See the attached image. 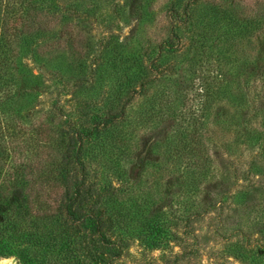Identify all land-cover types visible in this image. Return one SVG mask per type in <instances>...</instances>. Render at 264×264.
<instances>
[{
  "label": "trees",
  "instance_id": "16d2710c",
  "mask_svg": "<svg viewBox=\"0 0 264 264\" xmlns=\"http://www.w3.org/2000/svg\"><path fill=\"white\" fill-rule=\"evenodd\" d=\"M111 1L0 0V179H9L14 186L8 195L0 191V240L26 237L38 250L35 256L46 257V250H56L65 260L74 261L77 255L93 264L118 257L133 238L152 248L164 240L168 227L155 198L140 200L128 195L130 199H125L132 189V179L125 167L131 151L127 107L155 80L157 73L164 76L191 57L188 73L193 88L187 92L191 95L194 91L203 112L210 110L219 93L244 106V92L234 95L230 90L231 83L241 78L240 88L246 91L250 87L256 90L260 83L257 92L264 99V4L256 12L252 8L247 13L245 6L236 0H170L168 35L160 42L135 44L130 36L120 41L112 33L107 40L100 38L94 43L88 29L77 25L89 26L102 7L106 6L113 14L120 12L121 18L126 15L125 18L142 20L148 13V0H122L119 8L117 1ZM199 5L204 15L200 28L198 19L193 17ZM205 19L219 35L217 45L213 33L205 28ZM79 30L88 33L76 39ZM245 38L246 48L240 43ZM215 57L216 68L211 63ZM27 59L39 67L51 65L52 70L63 76L68 74L67 78H72L79 87L73 94L75 111L65 113L57 100L52 105V119H59L58 133L62 137V155L55 168L63 186L52 213L32 209L34 205L25 192L30 164L16 161L11 165L14 154L5 145L8 139L21 133L23 126L15 116H20L32 101L41 83L40 75L26 64ZM157 102L156 98L149 101L142 114L147 115L142 126L154 122L156 116L151 115H157L161 105ZM259 105L254 115L264 114V104ZM190 118V125L194 126L192 130L186 127L177 130L178 141L172 155L189 147L199 154L195 142L198 143V133L206 126L208 117L198 123L192 122L193 116ZM244 121L247 119L242 118L237 124L244 126L240 143L252 146L250 167L261 169L264 146L255 152L254 144L264 142V121L262 130L252 134L246 130L249 124ZM146 162L154 163L143 159L141 168ZM223 171L235 179L229 176L230 182L224 183L236 188L233 191L236 203L242 208L255 207L246 221L251 232L245 233L243 225H237L241 239L245 236L246 240L236 241L233 254L236 258L248 255V264H264V198L258 195L264 193V181L239 183L240 178H249L233 172L232 163H226ZM118 180L121 184L116 185ZM221 182L216 187L223 192L216 193L218 198L209 207L225 205L229 189ZM189 185L187 190L193 193L199 188L196 184ZM100 255L104 259L99 260L103 258Z\"/></svg>",
  "mask_w": 264,
  "mask_h": 264
},
{
  "label": "rangeland",
  "instance_id": "374dc122",
  "mask_svg": "<svg viewBox=\"0 0 264 264\" xmlns=\"http://www.w3.org/2000/svg\"><path fill=\"white\" fill-rule=\"evenodd\" d=\"M115 1L119 8L122 0ZM236 1L245 6L247 13L252 8L251 11L256 12L255 9L263 7L261 4H264V0ZM170 4V0H148L146 4L148 13L142 20L134 17L125 18L126 15L121 18L120 12L110 13L104 6L93 16L94 18H91L92 25L84 26L78 23L77 27L81 25L88 29L94 43L100 38L107 40L114 33L120 41L130 36V40L135 44H153L168 35ZM202 15L203 7L199 5L193 14V17L198 19L199 28L203 25ZM205 28L213 33L212 39L217 45L216 38H219V35L213 31L207 19ZM78 32L75 34L76 39L84 38L88 33L82 30ZM240 43L246 48V38ZM216 61V57L211 61L214 68ZM25 62L40 75L41 83L32 101L23 109L20 116H15V120L23 126L21 133L16 134L13 139H8L5 145L7 150L11 149L14 154V159L10 161L11 165L16 161L30 164L28 171H31L25 192L31 205H34L32 209L35 211L38 209L43 214L52 213L56 210L55 201L63 190L62 181L58 179V170L55 168L62 155V137L58 133L59 119H52V105L57 100L65 113L75 111L76 102L73 94L79 87L73 84L72 78H67L68 74L65 73L63 76L62 73L52 70L50 64L48 67H39L32 59ZM192 62V58L189 57L180 63L176 70L168 71L170 73L164 76L157 73L155 80L149 82L127 107L131 121L127 128L131 151L125 167L132 179L130 185L132 189L125 195V199H130L128 195L138 197L140 200L148 196L154 197L155 205L168 227V233L156 248L148 247L137 238H133L118 257L109 262L98 261L93 264L249 263L248 255L236 258L233 253L236 241L241 239L240 233L236 230L237 225L240 223L245 229L244 232L250 233L251 229L248 228L246 221L254 213L255 207L242 208L241 204L236 203L233 193L236 188L225 184L226 181L235 179L232 175L225 174L223 170L226 163H232L233 172L239 177L249 178L248 180L240 178L239 183L264 181V158L260 159L263 168L250 167L252 151L249 148L252 146L240 143V138L244 136V133H241L244 126L237 125L243 118L247 119V122H244L249 124L246 130L250 134L262 130L264 114L259 112L254 115L259 104H264V99L257 92L261 84H258L256 90L250 87L246 91L240 88L243 78L233 81L229 89L234 95H241L240 93L244 92L245 105H237L231 98L219 93V99L213 100L210 110L203 112L200 109L201 102L194 97V91L191 95L187 92L189 88H193L192 76L188 73ZM152 98L160 101V110L157 115L152 113L151 116H156L154 122L142 126V120L147 116L142 114L147 110ZM9 115H12L11 111ZM192 116L193 123L202 122L205 116L208 117L206 126L202 128L200 134L198 133V143L195 142L199 154H194L189 147L172 155L174 145L178 141L177 130L183 127L192 130L194 126L190 125ZM262 146H264L262 140L260 145L254 144L255 152L263 149ZM143 159L154 163L146 162L147 165L141 168L140 162ZM8 168L11 172V167ZM219 181L229 189L224 197L225 205L223 208L209 207V203L218 198L216 193L223 192L221 188L216 187ZM119 182L121 184V180L115 181V184L119 185ZM189 183L199 187L196 192L187 190L190 188ZM12 185L9 179H0L1 192L8 195L14 190ZM258 195L264 198V193ZM241 240L245 241V236ZM0 241V264H67L63 262L89 264V260L84 256L79 258L76 255L73 257L74 261L65 260L56 250H46L44 252L46 257L35 256L38 255V250L26 237L24 239L6 237ZM101 256L103 258L99 260L105 257L104 255L99 257Z\"/></svg>",
  "mask_w": 264,
  "mask_h": 264
}]
</instances>
